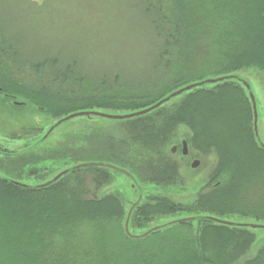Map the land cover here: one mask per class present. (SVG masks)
I'll return each instance as SVG.
<instances>
[{
	"label": "trees",
	"instance_id": "obj_1",
	"mask_svg": "<svg viewBox=\"0 0 264 264\" xmlns=\"http://www.w3.org/2000/svg\"><path fill=\"white\" fill-rule=\"evenodd\" d=\"M125 4L130 12L125 20L135 22L143 39L138 56L148 61L139 78L123 80L119 71L78 72L82 52L68 60L48 47L34 61L23 43L0 29L3 98L35 105L53 119L52 127L75 111L129 113L189 83L228 77L185 90L146 113L115 119L118 129L87 120L78 149L72 137L47 147L44 134L51 127L29 126L23 131L41 132L35 141L15 150L0 146L9 158L2 167L6 173H0V264H264V245L249 256L257 238L254 227L243 224H264V145L255 133L249 89L230 76L264 70V0ZM117 15L113 25L102 23L94 31L108 46L99 51L93 46V58L115 60L122 54L105 34L117 29ZM95 134L98 140H90ZM183 139L189 148L188 155L179 150L183 160L213 159L198 183L183 171L187 160L172 151ZM45 158L65 159L68 171L57 179L24 182V175L40 172L26 166ZM83 162L97 163L77 166ZM13 169L19 177L11 176ZM118 172L130 179L135 200L118 184ZM132 206L130 234L125 221ZM182 214L192 218L158 223ZM165 227L170 232L160 236L159 248L130 244Z\"/></svg>",
	"mask_w": 264,
	"mask_h": 264
},
{
	"label": "rangeland",
	"instance_id": "obj_2",
	"mask_svg": "<svg viewBox=\"0 0 264 264\" xmlns=\"http://www.w3.org/2000/svg\"><path fill=\"white\" fill-rule=\"evenodd\" d=\"M125 3L126 0H0V29L3 30L4 35H7L8 38L23 43L21 45L22 49L26 52L28 51L32 55L30 58L34 59V61H37L41 57L42 50L48 47L50 50L61 52L65 55L64 58L68 60L70 58L68 56H76L79 52H82L85 54V57L80 58L81 60L78 62L79 65L76 70L78 72L83 70H91L92 73L103 70L110 72L119 71L123 80L127 78L137 79L142 75L139 71L148 64V61L141 60L138 56L139 49L142 48L140 44L143 42V39L136 34L138 30L135 28V22L125 20V15L127 17L130 14L129 8L126 7ZM116 15L118 17L116 23L117 29L114 27L112 28L114 33L105 34L110 35L107 39L112 45L117 44L122 47V54L115 57V60H107V58L98 60L93 58L89 51L93 46L97 48V51L104 50L108 46L105 38L100 40L95 39L94 31L102 23L104 27L109 26L108 23L113 25L112 23L116 19L114 18ZM129 51L133 52V56L129 55ZM67 59L62 60V63H66ZM240 74L251 81L256 91L258 131L261 140L264 142V70L245 69L240 71ZM3 97L4 95L0 93L1 149L4 147L14 150L21 149L25 144L35 141L41 132L39 133L38 130L26 133L23 129L28 126L43 130L51 127L53 119H48L47 115L36 108L35 105H14ZM87 120L97 125L109 123L106 125L114 126L116 129L120 127V124H116L115 119L97 114H93L91 117L89 115H77L64 120L61 124L59 123V126L53 128L54 130L52 129L53 132L49 129L44 134V143L47 144V147H51L59 141L63 143L62 141H65L67 137L68 139L72 137L74 140H71V142L74 148L78 149L84 145L80 140V136L87 130V126H85ZM13 133H17L20 136L12 137ZM97 137L98 135L95 134L90 140H98L96 139ZM40 154L43 153L41 152ZM177 156L179 159H182L179 153ZM8 159L5 151L1 150V174L6 173L7 169L2 167ZM194 159L200 160L197 167L191 166ZM183 161L187 162L184 164L185 167L183 169L185 174L190 178L191 176L194 178L192 183H198L207 177L213 159L204 161L201 157L195 155ZM69 165L65 159L57 158L52 161L51 158H45L42 161L30 164L28 167L26 166V169L34 168L40 170L38 174H26L22 179L26 183L36 184L41 182L43 178L51 179L55 177L63 168L65 169L62 171H68L66 166ZM49 170L50 172L44 173ZM16 174L19 177V173H16L13 169L11 176L17 177ZM116 176L119 180L118 184L122 185V190L126 193V196L131 200H135L137 192L129 186L130 179L120 172L116 173ZM193 189L191 188V193ZM184 195L189 197L190 192L187 191ZM182 216L186 215L165 216L157 221L158 223H163L169 219H178V217L181 218ZM166 228H162L159 232L146 235L142 238L134 239L130 244H136L143 248L146 246H152L155 249L159 248L160 236L169 235L170 228ZM250 230L254 231L257 238L252 250L251 248L249 249V256H252L256 254L255 251H258L259 247L264 245V227L250 228ZM170 239L168 243L171 242ZM125 243L128 244V242ZM127 247L131 246L128 245ZM112 252L121 253L122 251ZM138 253L140 252L138 251Z\"/></svg>",
	"mask_w": 264,
	"mask_h": 264
},
{
	"label": "water",
	"instance_id": "obj_3",
	"mask_svg": "<svg viewBox=\"0 0 264 264\" xmlns=\"http://www.w3.org/2000/svg\"><path fill=\"white\" fill-rule=\"evenodd\" d=\"M230 76H234V77L239 78L246 85V87L249 89V94H250V97H251V101H252V105H253V112H254V129H255V133H256V135H257L260 143L262 145H264V142L261 140V138L259 136V131H258V108H257L256 97H255V94H254V92H253V90L251 88V85L248 82V80L245 79V78H243V77H240L238 75H230ZM225 77H228V76L208 77V78H205V79L196 81V82L189 83L187 85H184L183 87H180L179 89H176V90L172 91L169 95H167L164 98L160 99L158 102L154 103L153 105H151L149 107H146L144 109L138 110V111H133V112H129V113H110V112H102V111H97V110H80V111H75L73 113H70L66 117L58 120L55 123V125L61 123L63 120L69 119V118H71L73 116H77V115H92V114H97V115H100V116H105V117H110V118H119V119H124V118H127V117H132V116H135V115H139V114H142V113H146V112L152 110L153 108H156L157 106L161 105L165 101L169 100L171 97L176 96V95L184 92L185 90H189V89H191V88H193L195 86H198V85H201V84H204V83L216 82L218 80L224 79ZM55 125H53L50 128V130H52ZM176 148H177V146L174 145L172 147V150L175 151ZM183 152L185 154L188 152V145H187L186 140L183 141ZM95 163H97V162H83V163L78 164L77 166L88 165V164H95ZM99 163L100 164H106L107 166H110V167H113V168H118L120 170H124V169L119 168L118 166H116L114 164H111V163H104V162H99ZM199 163H200V160L195 159L192 162V166L193 167H196ZM66 171L67 170L61 171L53 179H57L58 177H60ZM124 171H126V170H124ZM126 172L128 174H130V172H128V171H126ZM140 198H141V196H140ZM132 208H133V206L129 209V212H128V215H127V218H126V221H125V229L130 234H131V232L129 230V220H130V215H131V212H132ZM190 218H192V217H183V218L175 219V220H183V219H190ZM243 224L244 225H251L252 227H261V226L264 227V224L263 223H243ZM157 227L158 226H154V227H152V229L153 228H157ZM152 229H149V230L145 231V233H143V235H146Z\"/></svg>",
	"mask_w": 264,
	"mask_h": 264
},
{
	"label": "flooded vegetation",
	"instance_id": "obj_4",
	"mask_svg": "<svg viewBox=\"0 0 264 264\" xmlns=\"http://www.w3.org/2000/svg\"><path fill=\"white\" fill-rule=\"evenodd\" d=\"M110 119H113V118H110ZM116 120H117V119H116ZM112 123H113V122H112ZM179 150L182 151V146L179 147V146L177 145V148H176V151H175V152L179 153ZM188 153H189V152H188ZM188 153H187V154H184V155H188ZM193 161H194V160H193Z\"/></svg>",
	"mask_w": 264,
	"mask_h": 264
},
{
	"label": "bare ground",
	"instance_id": "obj_5",
	"mask_svg": "<svg viewBox=\"0 0 264 264\" xmlns=\"http://www.w3.org/2000/svg\"><path fill=\"white\" fill-rule=\"evenodd\" d=\"M105 117V116H104ZM107 118H110V117H107ZM113 119H119V118H113Z\"/></svg>",
	"mask_w": 264,
	"mask_h": 264
}]
</instances>
